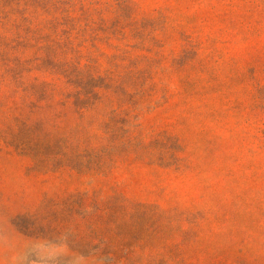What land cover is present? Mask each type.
<instances>
[{"label":"rangeland","instance_id":"374dc122","mask_svg":"<svg viewBox=\"0 0 264 264\" xmlns=\"http://www.w3.org/2000/svg\"><path fill=\"white\" fill-rule=\"evenodd\" d=\"M0 264H264V0H0Z\"/></svg>","mask_w":264,"mask_h":264}]
</instances>
